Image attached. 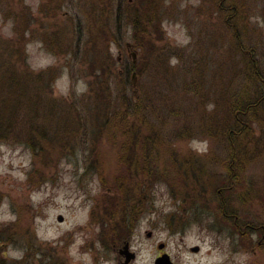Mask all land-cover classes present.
Wrapping results in <instances>:
<instances>
[{"label":"rangeland","instance_id":"374dc122","mask_svg":"<svg viewBox=\"0 0 264 264\" xmlns=\"http://www.w3.org/2000/svg\"><path fill=\"white\" fill-rule=\"evenodd\" d=\"M119 1L0 0V261L264 264V0Z\"/></svg>","mask_w":264,"mask_h":264},{"label":"trees","instance_id":"16d2710c","mask_svg":"<svg viewBox=\"0 0 264 264\" xmlns=\"http://www.w3.org/2000/svg\"><path fill=\"white\" fill-rule=\"evenodd\" d=\"M48 1L53 2L56 0H48ZM136 1L137 0H135V3H136ZM224 2H225V0H222V5H224ZM135 3H134L135 9H136L135 16L137 18H135L134 21H138L139 20L138 17H142L144 19L143 15L141 14L142 13L141 8H139L138 7L139 5L135 4ZM118 5H119V9H120L121 0L119 1ZM150 8H153V6H150ZM234 11H235V9L232 12H234ZM53 13H55V12H53ZM137 28H138V26H136V25L133 26L135 33L137 31ZM139 28H141V26ZM238 39L239 38L236 36L237 42L239 41ZM252 68L253 69H252V74H251V76H252L251 81L254 83L253 86H254L255 90L257 89V91H259V92H257V97H255L253 100H247V101L245 100L243 102H238L237 104H235L234 115L236 117L237 124L238 123L242 124V122L244 120L243 118L245 117V115L247 116L248 113H251V111L258 109L261 106H264V75L259 70L255 69V66H253ZM0 69H1V67H0ZM13 69H9L8 71L2 73V75L0 77V107L4 108V109L0 110V142H1V140L4 139V137H6L5 135H7L10 132L8 129L11 126H13L12 121L7 122L5 113L7 111H11L13 109L17 110L18 106L21 104L22 101L25 103V108L27 105L29 106V105L33 104L34 102H36L35 101L36 96L34 95L33 91H34V85L37 84V86H38L39 84H38V81H35L33 78H37V77L43 75L42 73L40 75H34L29 70L27 72L22 70V73H20L19 71H15V68H13ZM28 81L33 83L32 91L27 90L28 88L26 87V85H27ZM2 91L7 92V94L11 95V96L6 97L5 95H3ZM132 107H134V104L132 105ZM24 112H26L25 109H24ZM11 117H10V119H11ZM242 129L244 131H246V129H247L244 124H243ZM240 134H242V133H240V130H238V131L231 130L228 134V138L229 139H234L236 137L239 138ZM28 146L31 147V149H34L31 141H28ZM230 177H231V181H232L233 180V174L231 172H230ZM220 185L232 186V183L230 182V180H228L227 182H221ZM0 264H3L2 261H0Z\"/></svg>","mask_w":264,"mask_h":264},{"label":"water","instance_id":"95a60500","mask_svg":"<svg viewBox=\"0 0 264 264\" xmlns=\"http://www.w3.org/2000/svg\"><path fill=\"white\" fill-rule=\"evenodd\" d=\"M58 220L61 221L62 218L59 217ZM193 250L197 251L198 248L195 247ZM119 254L125 256V264H128L135 257L134 253L129 252L128 243H125L124 246L119 250ZM155 264H174V263L171 262V260L166 254H163L155 260Z\"/></svg>","mask_w":264,"mask_h":264},{"label":"flooded vegetation","instance_id":"af4514ba","mask_svg":"<svg viewBox=\"0 0 264 264\" xmlns=\"http://www.w3.org/2000/svg\"><path fill=\"white\" fill-rule=\"evenodd\" d=\"M120 262V264H125V262L123 263V262H121V261H119Z\"/></svg>","mask_w":264,"mask_h":264}]
</instances>
